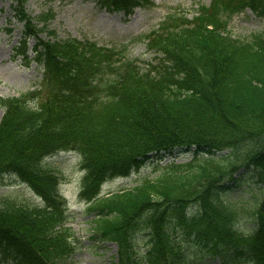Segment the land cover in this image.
<instances>
[{
    "label": "trees",
    "instance_id": "1",
    "mask_svg": "<svg viewBox=\"0 0 264 264\" xmlns=\"http://www.w3.org/2000/svg\"><path fill=\"white\" fill-rule=\"evenodd\" d=\"M11 1L44 73L41 89L0 96V176H16L42 203L0 202V264H65L78 248L60 177L42 162L68 149L82 158L85 222L94 239L115 243V264H264V36L227 33L234 14L264 0H212L191 19L167 15L133 39L160 55L146 69L127 58L128 43L38 37L50 13L32 16L27 0ZM98 3L126 15L153 5ZM179 153L191 159L100 194L103 181L129 176L150 155Z\"/></svg>",
    "mask_w": 264,
    "mask_h": 264
},
{
    "label": "rangeland",
    "instance_id": "2",
    "mask_svg": "<svg viewBox=\"0 0 264 264\" xmlns=\"http://www.w3.org/2000/svg\"><path fill=\"white\" fill-rule=\"evenodd\" d=\"M212 0H153L150 7H139L126 16L122 12L107 10L98 0H27L24 5L32 16L48 14L47 26L39 33L41 38H51L48 31H53L57 38H84L98 46L121 48L128 43L125 55L129 60L139 61L141 69L147 63L156 64L160 58L148 50L146 41H135L136 37L148 34L169 14L183 13L189 19L196 15L199 6H208ZM11 0H0V96L13 97L39 88L42 79V66L31 58H23L19 42L23 26L14 16ZM38 24L37 27H40ZM227 32L232 39L249 41L255 34L264 35V3L259 7L247 6L242 12L233 15L227 25ZM34 38H27V47L32 48ZM17 47V48H16ZM45 98V89L40 90ZM3 110L0 109V119ZM191 154H177L158 158L150 156L138 169H133L129 176L113 178L102 184V193H112L121 187H131L141 177H156L160 167L168 162L188 161ZM45 163L57 171L60 177L59 190L65 199L68 211L76 218L68 223L78 238V248L65 261V264H115L117 262L116 245L112 242H100L92 237L89 224L85 222L91 215H83L86 201L80 196L82 172L80 159L71 151H59L45 160ZM159 167V168H158ZM232 195L231 199H236ZM8 198L18 204L35 206L42 203L32 190L21 180L12 175L0 176V202ZM187 254L191 256L193 246L183 242ZM2 264H12L5 262ZM193 264H220L217 259H204Z\"/></svg>",
    "mask_w": 264,
    "mask_h": 264
}]
</instances>
